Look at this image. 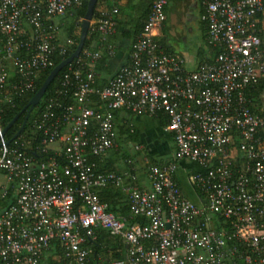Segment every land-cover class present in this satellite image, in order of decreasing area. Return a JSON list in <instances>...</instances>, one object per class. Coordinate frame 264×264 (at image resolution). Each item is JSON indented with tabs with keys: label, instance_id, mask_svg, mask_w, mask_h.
Listing matches in <instances>:
<instances>
[{
	"label": "built area",
	"instance_id": "built-area-1",
	"mask_svg": "<svg viewBox=\"0 0 264 264\" xmlns=\"http://www.w3.org/2000/svg\"><path fill=\"white\" fill-rule=\"evenodd\" d=\"M81 1L0 0V102L32 91L52 57L65 59L73 40L57 43L58 21ZM166 5L150 0L127 62L100 88L95 65L114 55L117 8L91 17L97 46L65 66L32 123L38 159L0 138V199L12 192L0 208V264H264V114L247 95L264 78L262 0H200L214 54L192 70L156 40ZM117 112L160 117L171 137L169 160L144 163L146 187L132 167L97 171L88 160L116 148ZM180 164L193 165L184 173L193 201L176 178ZM106 186L124 193L127 215L106 211L95 193ZM98 230L122 246L119 259L92 254Z\"/></svg>",
	"mask_w": 264,
	"mask_h": 264
},
{
	"label": "trees",
	"instance_id": "trees-1",
	"mask_svg": "<svg viewBox=\"0 0 264 264\" xmlns=\"http://www.w3.org/2000/svg\"><path fill=\"white\" fill-rule=\"evenodd\" d=\"M126 4L131 3L132 0H125ZM198 4V23H199V28L203 33L204 38V33H205V24L200 20V16L203 12L201 6H200V0H196ZM264 3V0H262ZM86 3L87 0H82L81 3L79 4L78 7L72 8L68 13L65 14L63 18L60 19L58 23L59 29H62L65 38H70L73 40V45L67 48L65 58L68 57L73 50L75 49V46L78 42V36H79V25L80 21L84 15L85 8H86ZM114 0H96L95 5L93 7V12H92V18L96 14V12L99 9H104V10H110L111 7L115 6L117 8V14L115 16V33L113 36L109 38L110 44L113 45L112 40H114V37L116 36L117 29L120 25H123L118 20V17L121 15V11L119 7L115 4ZM149 4L150 0H148V4L146 6V10L144 12H139L136 16H131V19L128 21L129 27L127 28V31L124 34V37L127 39H130L131 44L133 43L135 37L140 33L142 25L148 15L149 12ZM165 13L167 14V8L165 7ZM127 17V16H126ZM204 42V41H203ZM57 43H59V40H57ZM93 44L94 46H97V40L95 37L90 35L88 32L85 36L83 46L86 47L89 46L90 44ZM159 45L161 49L164 52H168L167 48L165 47L164 43L162 40H160ZM1 46V43H0ZM130 51V50H129ZM209 53V52H208ZM211 58L214 54V51L210 49ZM201 54L198 52L196 54V58H200ZM109 57L105 55L103 52V55L101 59H99L95 65V77H94V84L93 86L96 88H100L104 86L109 78L106 79L103 78L102 76L98 74L100 70V67L105 65L106 60ZM211 58L207 59H201L197 63L206 61L209 62ZM61 58L58 57L57 55L52 57V65L51 67L37 73L34 82H33V89L32 91L23 94L22 96L18 98H14L11 103H3L0 102V126L1 129H3L12 119L13 117L19 113V116L17 119L5 130L4 134L2 135V140L4 142H8L9 144H12L13 141H18L23 143V148L25 150L30 151V153L34 154V157L38 159L37 153L34 152L36 145H38L39 141V135L35 131V129L32 127L33 121L36 119V117L39 115L41 109L43 108L44 104L47 102V100L52 99L54 97V92L55 89L57 88V83H58V78L61 76V74L66 70L67 67L62 68L59 73L55 76V78L51 81V83L48 85L46 88L43 96L39 100L38 104L33 108V110L30 112L28 115V118L26 120V123L22 129V131L15 137L14 135L18 131L22 119L25 115V111L20 112L23 107L27 104L28 100L34 95V93L37 91V89L40 87L46 76L48 75L49 71L56 66L59 62H61ZM93 101V98H92ZM70 102V101H69ZM92 105V104H91ZM127 114V113H126ZM116 113H114V116ZM130 115V114H129ZM160 118V117H159ZM164 118V117H162ZM115 121V119H114ZM127 122L121 124L120 126H114L115 127V132L118 137L122 140V143H134L136 142L135 140V135L132 130L127 126ZM161 124L164 125V120H161ZM171 138V137H169ZM125 147V146H124ZM119 157L121 158L120 162L123 160L124 162V169L128 170L131 168V165H127L126 161L128 160V155L127 154H122V155H117V153L114 154V160L108 159L106 162L102 163L103 157H88V160L90 162H93L96 165V170L97 171H105V172H115L119 173L121 172L122 169H120L117 165V167L114 165V163H111V161L116 162L118 161ZM105 161V160H104ZM159 163V162H158ZM150 164H157V162L151 160L147 163V165ZM126 167V168H125ZM98 199L100 202L104 203L106 205V211L112 213L115 216H120V215H127V207H126V200H125V195L124 193L119 189V188H114L112 186H106L103 188H99L95 191ZM12 201V192L8 191L4 199H0V208L5 207L9 202ZM134 221V220H133ZM97 241L94 243V245L91 247L92 254L93 255H99L104 260L108 259H119L122 255L123 248L120 246V244L117 242L116 239H113L109 237L104 231L98 230L97 232ZM43 264H52V261L50 259L45 260V263ZM93 264H99V263H93Z\"/></svg>",
	"mask_w": 264,
	"mask_h": 264
},
{
	"label": "crops",
	"instance_id": "crops-1",
	"mask_svg": "<svg viewBox=\"0 0 264 264\" xmlns=\"http://www.w3.org/2000/svg\"><path fill=\"white\" fill-rule=\"evenodd\" d=\"M193 1V2H192ZM189 2V4L185 3L184 0H167V14L165 13V22L161 29L159 30L156 40L158 43L160 40L164 43L165 47L167 48L166 53L169 54H176L185 63V67L188 70H192L195 68V66L198 64L197 62L201 59H207L211 58L210 49L206 47V51L198 48L194 54V57H188L186 52H181L179 48L178 42L181 40L182 33L179 32L180 29L185 30V25L187 24V21L191 20V11L193 9H197V15H198V4L196 0H192ZM116 2L115 4L117 7H119L121 11V15L118 17V20L124 24L120 25L117 29L116 36L114 37V40H112L113 45L115 47V52L113 57L108 58L105 62V65L100 67V70L98 74L100 77L102 76L105 78V81L107 78L112 76L116 70L125 64L127 62V57L129 54L131 42L130 39H127L124 37V34L127 31V28L129 27L128 21L131 19V16H136L139 12H144L146 10V6L148 4V0H132L131 3L126 4L125 0H114ZM263 3V2H262ZM264 6V3H263ZM187 14V15H186ZM127 16V17H126ZM130 18V19H129ZM188 18V20L186 19ZM177 19H180V23L177 24ZM185 22L183 23V21ZM199 15L196 18V24L199 28L198 23ZM201 32V40H203V33ZM257 34L260 39V52L264 57V9L263 11L258 15L257 18ZM205 44V43H204ZM177 48L178 52L175 51ZM200 52L201 57L196 58V54ZM209 52V53H208ZM188 57V60H187ZM247 95L251 102L252 110L257 114H264V78H261L256 86H254L252 89L248 90ZM115 119V125L120 126L121 124L127 122V126L130 128V130L133 131L134 137L136 142L130 143L127 142L121 143L120 137L116 134V143L117 146L115 149L108 152L102 160L103 162H106L108 159L114 160V154L117 153V155L124 154V151L127 149H133L135 155H138L139 151H135V149L138 147L140 152H142L144 155L138 159V156L130 157L128 156V160L130 165H134L133 171L137 175L138 184L142 187L147 186V182L144 178L143 171H144V163L147 162V158H150L151 160H157L158 162L162 159L159 157H166L165 160L169 159L173 152V144L171 142L170 135L166 134L163 131V125L161 124V118L158 117H147V116H133L129 115L123 112H117L114 116ZM125 146V147H124ZM51 148H55L51 146ZM122 149V154L118 153ZM126 154V153H125ZM134 155V156H135ZM142 155V154H141ZM137 161H136V160ZM160 159V160H158ZM105 160V161H104ZM121 158L119 157L118 161L116 162L111 161V163H114V165L118 166L121 171H124V162L123 160L120 162ZM132 160V161H131ZM156 161V162H157ZM136 165V166H135ZM183 165V164H180ZM178 166V170L176 171V178L178 180L179 186L182 190V184L181 182H185L184 173L179 170L181 166ZM116 166V167H117ZM137 166L138 169H137ZM183 169L186 170V165H183ZM126 168V167H125ZM190 168V167H188ZM175 179V174H174ZM6 184V180L3 174L0 173V188L3 187ZM183 192V191H182ZM192 193V192H191ZM192 197L194 200V195L192 193Z\"/></svg>",
	"mask_w": 264,
	"mask_h": 264
},
{
	"label": "water",
	"instance_id": "water-1",
	"mask_svg": "<svg viewBox=\"0 0 264 264\" xmlns=\"http://www.w3.org/2000/svg\"><path fill=\"white\" fill-rule=\"evenodd\" d=\"M95 2H96V0H87L85 12H84V15L80 21V25H79L78 42H77L73 52L68 57H66L64 60L59 62L56 66H54L49 71L48 75L46 76V78L44 79V81L42 82L40 87L37 89V91L34 93V95L28 100L25 107H23L21 109L20 112L25 111V115L22 119V122H21V125H20L18 131L16 132V134L14 135L13 138H15L22 131V129L26 123V120L28 118V115L33 110V108L38 104L39 100L43 96L46 88L51 83V81L55 78V76L59 73V71L62 68H64L68 64H70L73 61V59H75L78 56L79 51L81 50V48L83 46V42H84V39L86 36L87 28L89 26V23H90V20L92 17V12H93V7L95 5ZM18 116H19V113L16 114L13 117V119L1 130L0 138H2V135L4 134L5 130L17 119ZM5 144H8V142H5Z\"/></svg>",
	"mask_w": 264,
	"mask_h": 264
},
{
	"label": "rangeland",
	"instance_id": "rangeland-1",
	"mask_svg": "<svg viewBox=\"0 0 264 264\" xmlns=\"http://www.w3.org/2000/svg\"><path fill=\"white\" fill-rule=\"evenodd\" d=\"M191 1L192 0H184V2L186 4L187 3L189 4V2H191ZM190 15H191V20L187 21V24L185 25V30L180 29V31H179V32L182 33V36H181V40L178 42V44H179V48H180L181 52L182 51L186 52V54H188L187 56L191 58V57H194V54H195V52H196V50L198 48L206 51V46H205L203 40H201V32L198 29V26L196 24V22H197L196 18L198 16L197 15V9H193L191 11ZM59 21H58V23H59ZM59 25H60V23H59ZM63 35H64L63 31H62V29H60L59 34H58L59 43H61L62 40L64 39ZM175 51L177 53H180V52H178L177 48L175 49ZM188 57H187V60H188ZM135 151H139L138 153H136L138 155H135L133 149H127V150L124 151V153H126L130 157H133V159L136 156H138V159H139V158H141L144 155L142 152H140L138 147L135 149ZM118 153L122 154V149L120 151H118ZM159 158L162 159V160L158 159V160H160L159 162H165L166 161L165 160L166 157H164V158L159 157ZM147 159H148L147 163L149 161H151L150 158H147ZM167 160H169V159H167ZM153 161L156 162L157 160H153ZM157 163H158V161H157ZM180 166L181 167L179 168V170H181L184 173L185 172V170L183 169L184 166L183 165H180ZM186 166L190 167V168H193V165H191V164L190 165L187 164ZM131 167L133 168L134 165H131ZM138 167L139 166H137V169H138ZM181 184H182V191H183V194H184L185 198L188 199L189 201H193L192 193H191L190 188H189L188 184L186 183V181L185 182L182 181Z\"/></svg>",
	"mask_w": 264,
	"mask_h": 264
},
{
	"label": "flooded vegetation",
	"instance_id": "flooded-vegetation-1",
	"mask_svg": "<svg viewBox=\"0 0 264 264\" xmlns=\"http://www.w3.org/2000/svg\"><path fill=\"white\" fill-rule=\"evenodd\" d=\"M186 15H187V14H186ZM186 19L188 20V18H186ZM186 19H184L183 23L185 22ZM176 22H177V24H179V23H180V19H177Z\"/></svg>",
	"mask_w": 264,
	"mask_h": 264
}]
</instances>
